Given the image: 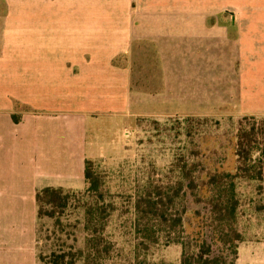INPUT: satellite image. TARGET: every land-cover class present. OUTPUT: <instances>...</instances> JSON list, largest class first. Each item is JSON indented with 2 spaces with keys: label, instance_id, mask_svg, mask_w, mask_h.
Wrapping results in <instances>:
<instances>
[{
  "label": "crops",
  "instance_id": "obj_1",
  "mask_svg": "<svg viewBox=\"0 0 264 264\" xmlns=\"http://www.w3.org/2000/svg\"><path fill=\"white\" fill-rule=\"evenodd\" d=\"M108 5L0 0V264H42L37 194L87 187L98 116L198 115L230 101L238 116L264 114V5L255 16L250 4L245 32L234 14L225 31L171 16L150 28L96 19ZM144 41L162 68L146 93L133 91L131 68Z\"/></svg>",
  "mask_w": 264,
  "mask_h": 264
},
{
  "label": "rangeland",
  "instance_id": "obj_2",
  "mask_svg": "<svg viewBox=\"0 0 264 264\" xmlns=\"http://www.w3.org/2000/svg\"><path fill=\"white\" fill-rule=\"evenodd\" d=\"M94 3L96 6L112 5H108L111 11L96 13V19L110 22H146L144 28H150L152 21L171 16L175 22L190 21L192 30L202 22H209L217 28L223 25L225 31L229 28L225 24L229 25L234 14L244 26L240 31L245 32L248 7L255 4L253 13L257 16V6L264 5V0H94ZM131 65L133 91H149L151 78H154V88H158L155 78L161 76L162 68L158 66V58L150 42L138 45ZM199 111L202 114H144L152 113L148 110L136 116H98L96 125L90 128L88 165L97 179L99 192L103 194L102 202L112 205L102 230L111 245L107 258L101 264H182L183 248L180 244H165L162 240L147 247L142 245L141 236L136 232V201L148 182H152L151 191H156L155 186L174 184L176 175L192 153H199V169L220 167L235 173L240 165L235 153L240 120L245 116L264 118V114L238 116L242 107L231 101L212 102ZM204 158L211 163L207 164ZM87 187L81 191H67L72 194L70 205L66 209H54L52 217L47 215L50 206L42 205L43 214L38 222V253L43 258L40 260L42 264H47L53 252L83 250L86 254L89 251L88 240L92 231L87 229L86 210L96 203L98 197L87 193ZM237 192L236 227L243 241L238 243L236 258L227 254L228 261L264 264V178L258 181L239 178ZM185 206L186 212L180 207V214L185 219L184 235L195 240L190 233L198 225L210 228L206 208L204 204H193L191 199L185 201ZM195 209L201 210V219L196 218ZM212 243L215 253L226 250L224 245L216 241ZM77 264H85L84 259Z\"/></svg>",
  "mask_w": 264,
  "mask_h": 264
},
{
  "label": "trees",
  "instance_id": "obj_3",
  "mask_svg": "<svg viewBox=\"0 0 264 264\" xmlns=\"http://www.w3.org/2000/svg\"><path fill=\"white\" fill-rule=\"evenodd\" d=\"M189 135V132H188ZM236 156L240 165L236 172L223 170L220 167L199 169V153H192L185 160L183 168L178 172L177 180L167 187L146 184L144 193L136 201V232L141 236L142 245L157 244L164 240L165 244H180L183 248L182 264H235L228 261V255L237 256L242 234L236 227L238 220L239 198L237 181L239 178L262 180L264 178V118L245 116L239 122L236 135ZM207 164V158L204 160ZM87 161L86 180L89 183L86 192L96 195L95 204L89 205L87 229L92 231L88 240L89 251L53 252L47 264H77L82 258L85 264H101L108 256L110 245L104 238L102 230L112 205L102 202L103 194L99 192L96 177ZM206 166V165H205ZM74 194V193H73ZM73 196H76L75 194ZM72 194L62 188L47 187L37 194L39 218L43 214V206L49 205L47 215H54L57 208L66 209L70 205ZM193 204H204L210 228L198 225L192 230V236H185V219L180 207L186 212L185 201ZM83 207V206H82ZM111 208V209H109ZM179 210V212H178ZM200 209L193 213L200 218ZM201 219V218H200ZM211 234V236L209 235ZM212 241L226 247V250L215 253ZM40 260L43 258L40 256Z\"/></svg>",
  "mask_w": 264,
  "mask_h": 264
}]
</instances>
